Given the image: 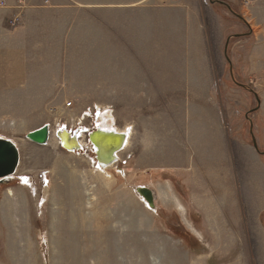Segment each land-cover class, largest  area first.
Here are the masks:
<instances>
[{"label": "rangeland", "instance_id": "rangeland-1", "mask_svg": "<svg viewBox=\"0 0 264 264\" xmlns=\"http://www.w3.org/2000/svg\"><path fill=\"white\" fill-rule=\"evenodd\" d=\"M4 1L0 136L20 161L0 185V264L232 261L237 250L214 242L226 228L211 229L201 207L231 200L264 225L261 0H152L150 14L149 2ZM101 111L132 129L107 172L52 135L82 127L91 144ZM43 125L45 146L26 139Z\"/></svg>", "mask_w": 264, "mask_h": 264}, {"label": "crops", "instance_id": "crops-1", "mask_svg": "<svg viewBox=\"0 0 264 264\" xmlns=\"http://www.w3.org/2000/svg\"><path fill=\"white\" fill-rule=\"evenodd\" d=\"M128 2L124 0H120L113 4H116L117 7L124 6V7H131L132 9H136L137 6L147 4L149 2L148 3L149 6L144 7L143 10L149 14L154 13L152 0H131V3H128ZM252 3L254 5H264V0L263 1L261 0L259 2L253 1ZM100 4H103V3H100ZM263 14H264V10H263V13H261L260 15L263 17ZM263 20H264V17H263ZM256 63H258V60ZM227 191H228L227 195L231 196L230 194L231 192L229 190ZM223 196L224 197L226 196L225 191L223 192ZM254 196L253 198L256 199L257 197L255 198ZM215 198L216 197H214V199ZM247 198L248 197H246V199ZM246 199L244 197V200ZM256 200L257 202H261L258 199ZM230 201L231 200L220 201L218 199L217 206H213V205H216L215 202H213L214 204L211 206H205L204 208L201 207L202 211H204L205 213L207 212L206 213L207 218H210L212 222L216 221V224L210 225L211 229H218L219 231H223V229L226 228V231H223L222 236H220L221 233H216L218 237L216 238L214 237V242H216L218 245H221L219 246V248L222 250L223 249L222 245L224 244V241H225L223 238H225L228 241L227 243L230 244V246H228V248L230 247L228 251L232 252L233 249L237 250V252L234 253L236 254L234 256V259L228 262V264H264V225L263 223L261 222L259 223L257 221L255 223L243 221L242 216H241L240 207L238 206L237 208L236 205L234 206V204ZM247 202H248V199H247ZM246 208L247 207H245V209ZM250 209H248L249 212L252 211V208ZM209 215H211V217H209ZM205 225L206 224L204 223V226ZM197 233L199 235L198 231ZM236 245L238 246V248H236L237 247ZM209 257L213 258V253Z\"/></svg>", "mask_w": 264, "mask_h": 264}, {"label": "bare ground", "instance_id": "bare-ground-1", "mask_svg": "<svg viewBox=\"0 0 264 264\" xmlns=\"http://www.w3.org/2000/svg\"><path fill=\"white\" fill-rule=\"evenodd\" d=\"M97 118H98L96 121L97 128L91 133H88L86 131V134L88 136L86 137V139H88L91 142V144L87 142L86 145L85 144L86 141L82 140L84 137L83 133H85L82 127L78 128L76 131L72 130L71 132H69V130L65 127L59 128L57 130H54L52 132V135L53 136L56 135L57 143L61 146V148H63L64 150L70 153L74 150L77 151L79 149L84 150L85 147H88L87 149H89L91 154L94 155L95 157V162L98 164L97 167L107 172L111 168L113 169V167L116 164V161L119 159V156L129 148L131 143L132 129H130L131 127L129 126H126L124 128H117L116 125L114 124L113 117L107 112L106 114H104L102 111L98 112ZM0 138L3 137L0 136ZM15 146L17 147L16 144ZM16 172L15 174L10 175L7 178V180H11V179L13 180L15 178ZM142 188L144 187H138L137 189H142ZM137 189L135 191L137 196L141 198V200L142 198L144 199V197L138 192ZM8 194L11 196L10 192ZM143 202L144 204H146L148 208L151 209V207L149 206V204L145 199ZM176 205H177V210L180 212V214H183L184 209L181 207V205L177 202Z\"/></svg>", "mask_w": 264, "mask_h": 264}, {"label": "water", "instance_id": "water-1", "mask_svg": "<svg viewBox=\"0 0 264 264\" xmlns=\"http://www.w3.org/2000/svg\"><path fill=\"white\" fill-rule=\"evenodd\" d=\"M26 139L37 145L45 146L49 140V127L43 125L40 128L29 132L26 135ZM253 145L257 149L254 142ZM19 160V151L15 144L8 139L0 138V185L7 181V178L10 175L15 174L19 166ZM137 190L144 197L149 206L154 208L153 192L148 188Z\"/></svg>", "mask_w": 264, "mask_h": 264}, {"label": "built area", "instance_id": "built-area-1", "mask_svg": "<svg viewBox=\"0 0 264 264\" xmlns=\"http://www.w3.org/2000/svg\"><path fill=\"white\" fill-rule=\"evenodd\" d=\"M23 0H19L18 3H22ZM5 6H6V2L4 0H0V9H5ZM98 112H95V115L97 114ZM74 134V133H73Z\"/></svg>", "mask_w": 264, "mask_h": 264}, {"label": "snow or ice", "instance_id": "snow-or-ice-1", "mask_svg": "<svg viewBox=\"0 0 264 264\" xmlns=\"http://www.w3.org/2000/svg\"><path fill=\"white\" fill-rule=\"evenodd\" d=\"M26 182V181H25Z\"/></svg>", "mask_w": 264, "mask_h": 264}]
</instances>
